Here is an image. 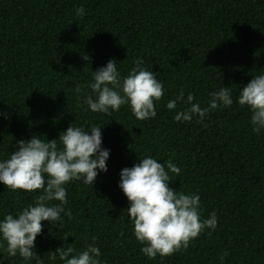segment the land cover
Returning a JSON list of instances; mask_svg holds the SVG:
<instances>
[{
	"label": "trees",
	"instance_id": "trees-1",
	"mask_svg": "<svg viewBox=\"0 0 264 264\" xmlns=\"http://www.w3.org/2000/svg\"><path fill=\"white\" fill-rule=\"evenodd\" d=\"M83 6L85 14L75 15ZM88 59H84L87 57ZM136 57L163 82L156 116L137 120L121 105L109 113L84 103L92 71L110 58L126 75ZM264 72V0H0V158L33 135L56 139L69 124L101 125L110 149L107 171L93 185L69 181L63 227L41 221L34 251L41 264H63L55 249H100L101 264H264V131L254 133L240 87ZM80 91L77 92L76 88ZM228 86L234 103L203 120L177 122L165 107L183 90L206 106L208 93ZM171 161L177 192L198 193L204 228L171 255L149 259L133 235L119 172L139 156ZM40 190L0 183V218L35 202ZM55 203V201L53 202ZM225 253H227L225 255ZM0 264H36L0 248Z\"/></svg>",
	"mask_w": 264,
	"mask_h": 264
},
{
	"label": "clouds",
	"instance_id": "clouds-1",
	"mask_svg": "<svg viewBox=\"0 0 264 264\" xmlns=\"http://www.w3.org/2000/svg\"><path fill=\"white\" fill-rule=\"evenodd\" d=\"M74 11L76 16L85 14L83 6ZM143 65V58L136 57L123 76L114 58L98 66L88 83L91 94L84 96L88 109L109 113L126 104L137 120L154 118L157 114L154 102L163 95V82ZM76 91H80L78 86ZM208 96L206 106L202 107L199 102H194L191 92L185 97L184 91L180 90L165 107L173 110L180 102L185 106L175 112L173 120L185 122L196 117L203 126L210 110L234 103L228 86H220ZM235 103L248 107L249 124L254 133L264 131V72L255 73L240 87ZM0 115L7 118L6 113ZM56 140H45L36 135L19 139L7 157L0 158V183L11 190H40L34 203L0 218V248H6L8 257L19 254L25 261L35 260L36 264H41L34 251V241L41 233V221L52 225L59 222V227H63L67 203L65 185L73 180L93 185L98 173L107 171L110 149L102 146L101 125L91 124L85 130L70 123L59 133V145ZM179 172L175 163L163 161L161 164L150 155L139 156L131 167L120 169L118 187L128 201L126 209L133 235L142 245L141 253L149 259L186 248L204 228L215 230L217 226L215 211L201 219L198 193L177 192L169 186L172 178L169 173L178 176ZM95 239L93 236V243L82 251H75L71 244L58 247L49 258L54 260L58 255L63 264H101Z\"/></svg>",
	"mask_w": 264,
	"mask_h": 264
}]
</instances>
